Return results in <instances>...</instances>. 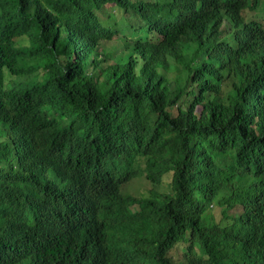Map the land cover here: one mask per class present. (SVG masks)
Segmentation results:
<instances>
[{"label":"trees","instance_id":"16d2710c","mask_svg":"<svg viewBox=\"0 0 264 264\" xmlns=\"http://www.w3.org/2000/svg\"><path fill=\"white\" fill-rule=\"evenodd\" d=\"M261 3L0 0V264H110L90 209L137 180L151 260L264 264Z\"/></svg>","mask_w":264,"mask_h":264},{"label":"clouds","instance_id":"9594fccd","mask_svg":"<svg viewBox=\"0 0 264 264\" xmlns=\"http://www.w3.org/2000/svg\"><path fill=\"white\" fill-rule=\"evenodd\" d=\"M260 10H264V0H262L259 8L253 12L255 14L256 11ZM149 190L135 188L131 183L128 188L122 189L121 187L120 191L106 202L97 203L95 208H89L92 211H98L99 217L112 220L111 226L104 234L97 233L91 237V240L101 242V245L111 253L110 264H178L179 261L186 258V249L189 245L185 238L173 240V246L170 249L164 244L160 246L154 260H151L148 254L142 251L152 242V239L145 235L143 229L133 226L136 213L141 207L136 202L128 205L125 195L131 194L137 198H142L149 194ZM9 231V226L0 230V238L8 235ZM186 237H190V235L187 234ZM9 247L14 250L18 249L9 245L2 246L0 257L6 253ZM194 250L196 252L198 249ZM161 252L162 256L160 257ZM176 252L179 255L178 260L174 256ZM90 255L95 256L93 253Z\"/></svg>","mask_w":264,"mask_h":264},{"label":"rangeland","instance_id":"374dc122","mask_svg":"<svg viewBox=\"0 0 264 264\" xmlns=\"http://www.w3.org/2000/svg\"><path fill=\"white\" fill-rule=\"evenodd\" d=\"M254 16L259 19L260 21H264V10H260V11H256ZM115 41L111 42V43H108L107 46L109 47L112 43H114ZM121 42L118 43V47L120 48L121 47ZM114 47H112L113 49ZM133 186L135 188H140V189H145L146 186H147V182H145V180H137L135 182H133ZM174 256L176 257V259L178 260L179 259V255L178 253L176 252V254H174Z\"/></svg>","mask_w":264,"mask_h":264}]
</instances>
